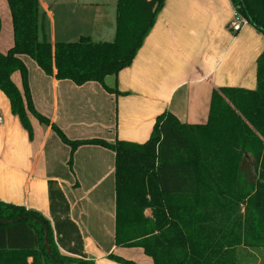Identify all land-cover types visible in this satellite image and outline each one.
I'll return each instance as SVG.
<instances>
[{
    "label": "crops",
    "instance_id": "obj_1",
    "mask_svg": "<svg viewBox=\"0 0 264 264\" xmlns=\"http://www.w3.org/2000/svg\"><path fill=\"white\" fill-rule=\"evenodd\" d=\"M39 2L40 39L113 41L117 36L119 0ZM234 11L232 0H165L132 64L104 83L58 79L21 55L35 109L70 140L144 143L166 111L182 123L206 125L214 90L258 84L264 33L249 23L234 34ZM0 16V51L7 53L15 44L8 0H0ZM12 80L24 94L19 70ZM28 114L32 135L0 89V202L44 214L64 255L94 264H123L111 255L154 264L142 246L116 243L115 151L84 143L72 153L51 124ZM145 213L152 216V209ZM11 252L0 250V264L13 261ZM32 261L28 256L27 263Z\"/></svg>",
    "mask_w": 264,
    "mask_h": 264
},
{
    "label": "trees",
    "instance_id": "obj_2",
    "mask_svg": "<svg viewBox=\"0 0 264 264\" xmlns=\"http://www.w3.org/2000/svg\"><path fill=\"white\" fill-rule=\"evenodd\" d=\"M144 2L151 14L141 30L129 24L131 0H119L115 40L81 36L52 43L39 36V0H8L15 44L7 53L0 51V89L30 135L28 111L42 123L51 121L35 109L21 55H29L58 79L79 85L104 83L106 76L132 64L165 0ZM232 2L264 33V0ZM16 70L22 72L24 94L12 80ZM257 80L255 89L214 90L206 125L182 123L172 112H163L144 143L70 140L51 124L72 153L84 143L115 151L118 245L142 246L154 264H247L252 254L248 249L264 248V51L257 60ZM147 208L152 216L146 215ZM0 250H12L10 264H28V256L33 257L32 264H94L62 254L44 214L4 202H0Z\"/></svg>",
    "mask_w": 264,
    "mask_h": 264
},
{
    "label": "rangeland",
    "instance_id": "obj_3",
    "mask_svg": "<svg viewBox=\"0 0 264 264\" xmlns=\"http://www.w3.org/2000/svg\"><path fill=\"white\" fill-rule=\"evenodd\" d=\"M150 14H151L150 10L147 4L144 2V0H131L130 6H129V19H128L129 24L131 26L135 27L137 30L143 29L150 18ZM1 22H2V18H1ZM25 65L27 68V72L29 74V67L26 63ZM20 73H21L22 85L24 87L22 72L20 71ZM28 80H29V76H28ZM222 96L224 97L225 100H227V96L225 94H222ZM248 250H250V252L249 251L248 252L252 254L251 256H248L246 258L247 264H264V248H259V249L251 248Z\"/></svg>",
    "mask_w": 264,
    "mask_h": 264
},
{
    "label": "built area",
    "instance_id": "obj_4",
    "mask_svg": "<svg viewBox=\"0 0 264 264\" xmlns=\"http://www.w3.org/2000/svg\"><path fill=\"white\" fill-rule=\"evenodd\" d=\"M249 24L248 19L243 16L238 10L237 8H235L234 11V16L230 22V26L232 28V31L234 32V34H236L238 31H240L244 25ZM1 119V118H0Z\"/></svg>",
    "mask_w": 264,
    "mask_h": 264
},
{
    "label": "water",
    "instance_id": "obj_5",
    "mask_svg": "<svg viewBox=\"0 0 264 264\" xmlns=\"http://www.w3.org/2000/svg\"><path fill=\"white\" fill-rule=\"evenodd\" d=\"M46 245H47V248H48V250L50 249L49 248V243H48V241L46 240ZM73 264H83V263H78V262H72Z\"/></svg>",
    "mask_w": 264,
    "mask_h": 264
}]
</instances>
